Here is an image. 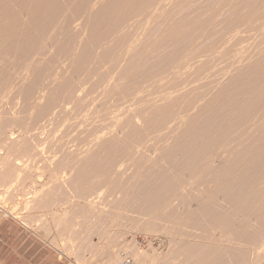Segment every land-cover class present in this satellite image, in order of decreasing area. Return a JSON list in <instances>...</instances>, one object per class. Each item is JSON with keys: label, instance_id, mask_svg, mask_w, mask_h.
<instances>
[{"label": "rangeland", "instance_id": "374dc122", "mask_svg": "<svg viewBox=\"0 0 264 264\" xmlns=\"http://www.w3.org/2000/svg\"><path fill=\"white\" fill-rule=\"evenodd\" d=\"M74 1L73 4L71 3L72 5L66 4L67 0L66 3L63 0L58 1L59 8L64 7L63 9L60 8L62 11L60 9L58 11H64L62 14L66 13L68 15L71 10V14L74 15L75 12L70 7H76L80 4V7L81 5L87 6V9L83 7L86 11L90 7V2H86L87 0ZM116 1L99 0L94 6L90 7L92 10L89 8L88 13L83 10L87 14L84 12L79 14V11H82L83 8L78 6L76 7V10L78 9L76 16L79 17L74 20L72 15L70 16L72 19L69 21L64 20L63 15L57 17L61 13H58V11V14L54 13L55 9H58L56 4L52 14L53 18L57 17L56 20L58 19L57 25L61 23L59 24L61 26H58L59 28L56 27L57 31L53 27L56 25L55 22L49 25L53 20L51 19L52 14H49L52 11L42 12V15L45 13L46 17L43 15L45 18H42V20L39 19L41 15L38 17L37 20H40L38 24L40 25L36 22L34 31L30 29L33 32L30 30L28 33L20 31L24 34H19L20 36L18 35L19 37L16 40L18 48L24 46L26 47L25 50L28 48V52L32 50L31 53L34 54L32 40L36 37L37 40L39 37L41 39V36L44 34L47 36L48 34L49 37H46V42L43 40L45 36L41 40L46 43L45 48L43 49L39 45L41 43L39 42L40 39L39 41L36 40L38 45L34 42V48L36 52L40 53L35 52L37 56L34 54L36 56L34 57L30 52V54L26 51L24 53V50H20V48L18 50L17 47L13 48L15 47L13 46L12 49L15 50L13 52H17L15 54L20 53L22 55L24 53L25 56L19 57V54L14 55V57L10 48V51H8L12 53L7 52L6 58L0 61V69L2 68L1 70L4 72L3 76L6 69L2 66H9L8 62L11 65L15 62L13 64L14 68L18 66L17 63H22L24 60L25 62L29 60L26 64L29 63L30 65V69H25H29V71L24 70L23 64L25 63L19 64V69L16 68L15 71L12 70L13 66L10 65L11 68L6 66L8 72L13 71L14 75L6 72L4 78L8 77L7 81L14 80L9 82L13 83L12 86L10 85L11 87H7L9 89L3 90V87L6 88V86H2L1 90L4 93L0 91V98H3L0 103V118L5 128V130L2 128V131L6 133L2 132V136L0 134L4 138L3 140L0 137V143H3L0 145V158H7L14 166L13 170L15 168L14 172L16 173V175L14 173L9 177L11 180L8 178L11 187L7 185L8 181L0 183V221H2L0 225V264H105L108 261L102 263L101 257L108 247L113 248L112 260L109 262L115 259L116 252L119 249H128L134 257L137 256L136 258L141 264H143V253L149 256L147 263L150 264H167L165 262H169V264H198L192 258H189L187 254H184L185 250H183L185 243L192 239V237L190 239V235H198L200 232L196 230V234H194L189 226L191 219L187 212L190 209L189 206H191L189 204L190 188L187 186L188 182L186 183L189 165L199 166L200 164L195 161L199 162L200 159L205 157L209 147L210 150L214 149L213 152H218L215 150L217 147L221 151L224 142L225 144L230 142V145L225 146L232 147L236 136L244 133V137L248 141H255L254 144L256 147L258 146L256 150L258 152L254 155V158L258 157L259 159L260 156L261 158L257 162H262L255 165L257 168L262 165V168L259 167L255 171L257 168L254 166L255 169L251 171V174L264 169V123L262 125L256 123L260 118H264V0H167L166 2L164 0V5L161 3L163 9L157 3L156 6L159 10L151 8L156 7L155 4H151L153 6L150 5L151 7L144 9H148L147 12L149 10L153 12L154 17L150 12L146 13L144 11L139 15L140 17L138 16L139 20L143 13L150 14L152 18L144 14L142 20L149 19L144 23L142 20L137 23L138 18L133 17V20H129L131 23L128 21L130 24L125 22V27L122 22L125 20L124 16L130 11L126 4L127 6L130 5L131 8L137 4L138 8L139 2L137 0H127L124 11L127 9L129 11L124 12L125 14L121 19L123 21L119 22L120 26L111 27L106 16L104 15L105 18H102L98 13H101V9L105 7L103 11H106L107 5H111L113 2L117 5ZM115 3H113V6H115ZM115 8L112 9L117 12V8ZM133 9L129 12L131 15L139 11L134 9V13ZM109 10L111 13H115L111 9ZM115 15L116 13L113 14V16ZM129 15H126L125 18L130 17ZM145 16L147 17L144 18ZM26 17L22 18H25L24 22L27 24L29 18ZM100 17L104 21L106 20V24L108 23L111 28V37L108 35L109 27L99 19ZM44 20H46V23ZM59 20L64 22H59ZM70 21L73 22L71 25ZM100 22L101 24H98ZM47 24L54 30L50 29L52 30L49 32L50 34L47 32L50 28L46 26ZM139 24L144 26L142 25V27ZM124 28H127L126 32L123 31ZM24 29L23 27L22 30ZM35 29H38V31ZM45 30L46 33H44ZM114 32L117 34H114ZM124 33L129 34L131 38L135 37V41L128 38L124 39L128 36ZM105 36H108V39ZM23 38L26 41L23 42ZM109 38L112 39L109 40ZM104 39L107 41L105 42ZM127 39L129 42H127ZM21 40L23 44L20 43ZM92 40H96V42ZM43 42L41 45L44 44ZM70 42L73 44L71 45ZM24 43L27 45L25 46ZM103 43L105 44L103 45ZM118 43L119 45H116ZM75 45L77 46L75 47ZM72 46H74V49ZM29 47H32V49H29ZM86 47L88 51L91 50L90 52H92H88V57L89 55L91 57L92 54L96 55L93 56L95 57V63L90 58L93 64L86 57L87 54L84 53L87 51ZM112 49L115 51H111ZM71 51L72 53L69 54ZM125 51H127V54ZM56 54H59V57ZM104 54L106 57H104ZM98 55H100L101 60L103 59L101 62L97 58ZM192 55L196 57L192 58ZM82 56L89 59L87 60L89 64L85 63L86 59L84 63L80 60ZM121 56L124 58L120 59ZM185 56L183 62L188 61V63L185 67L183 64L184 68L179 64L184 72H174L176 61L181 58L179 62H182ZM17 57L20 62L16 63L18 61ZM55 57L59 59L56 61ZM40 58L43 60L41 61ZM175 59L177 60L175 61ZM186 59L188 60L186 61ZM30 60L35 63V66L36 63L38 65L35 67ZM82 60H84V57ZM55 61L57 65H55ZM79 61L84 65H89L88 67L90 65L95 67L94 64L98 63L99 65L96 66H100V68L95 70L99 73L92 74L90 72L86 74L83 70L84 66L81 70L82 73H78L81 74L80 77L77 74L80 69L77 70V67L83 65ZM107 62H109V66L106 64ZM191 63L195 69L191 66ZM165 66L172 67V73H174L170 74L169 71L171 70ZM75 67L76 69H73ZM88 67L85 68L86 71ZM181 67L178 68L181 70ZM162 68L169 71H163ZM9 69L12 71H9ZM17 69L21 72L20 75H17L19 74L16 71ZM92 69L94 70V68ZM73 70L77 71L76 74L72 73ZM16 72L18 77L15 78ZM163 72L166 74L164 73V75ZM185 73L187 76L189 73L192 75L187 77ZM0 74L2 75L1 71ZM90 75L93 78H90ZM103 75L107 79L106 81H102V79L105 80L102 78ZM161 75L162 78H159ZM166 75L172 76L167 77ZM9 78H12V80H9ZM174 78L180 80L181 83ZM90 79L92 80L89 81ZM155 80L157 84H155ZM166 81L168 82L166 83ZM187 81L190 82L187 83ZM66 82L70 84V88L71 84L74 86L72 87L73 90L67 89L69 86L65 84ZM78 82L80 85L77 84ZM183 82L185 85H182ZM14 83H17V86ZM74 83H76V86ZM93 83H96V86ZM173 83H176V86ZM44 85L50 91L45 90ZM29 86H34L36 90L34 88L32 90ZM66 86L68 87L66 88ZM93 86L97 88L95 89ZM160 86L163 88L169 87L168 90H165ZM26 87L27 89L29 87L31 92L34 91L33 95L29 94L31 93L29 90V93H27ZM63 87L70 93L74 92L75 89V94H69L72 97L74 96V99H70L71 96L67 98L68 92ZM148 87L150 90H148ZM178 87L179 89H177ZM10 88H14L15 91L12 92L13 89L10 90ZM61 88L64 92L60 91ZM142 88L145 90L143 91ZM153 88L155 91H153ZM8 90L11 92H7ZM55 90L59 91L57 95ZM127 90L129 91L127 92ZM25 91L27 95L24 94ZM35 92H37L36 95L39 93L40 96L44 95L42 98L40 97L41 100H39V95L37 96L39 99L34 95ZM54 93L56 98L55 95H52ZM59 93H64L65 96ZM164 94L165 96H163ZM30 95L35 96V98L30 97ZM57 96L62 97L61 100L66 97L67 106L64 101L65 98L62 103ZM75 96L77 97L75 98ZM137 97L140 98L137 99ZM24 98L25 103L28 101L30 104L29 108L27 106L28 109L25 103L22 102ZM29 101H35V103ZM53 101H57V105ZM52 102L55 105H52ZM47 106L51 108V111ZM51 106L54 110L57 108L54 114H52L53 108ZM79 111L83 113H79ZM41 112L43 115H41ZM48 116H51V118L48 119ZM105 117L107 119L104 120ZM220 140L223 143L222 145H220ZM232 140L234 141L232 142ZM206 146L207 148H205ZM25 148L28 152L24 150ZM210 153L212 152L210 151ZM258 154L259 156H257ZM232 159L235 162L234 157ZM258 159L256 158V160ZM229 160V167L231 168L234 163H231V159ZM66 162L67 165H65ZM22 168L24 174L20 176ZM244 169L247 168L244 167ZM241 175L250 178L247 176H250L248 173ZM237 177H239L238 174ZM242 181L238 182L237 187L230 186V189L235 188L234 190L238 192H244L247 181ZM249 181L250 179L248 183ZM75 182L77 183L75 184ZM83 185L86 188L82 190ZM213 185L210 184L209 186V189L212 188L211 192L216 189V185L214 188ZM217 187L221 191V185H217ZM254 189L251 191L257 192L259 190L260 196L252 192L251 195L249 192L248 194L251 196L246 194V201L243 199L239 204L243 207L237 206L236 209L233 208L234 206H227L228 202L225 204L223 199L224 201L221 200V203H223L221 206L223 207L220 208V206L213 204L215 202L213 199L214 202L212 200L213 203L210 204V202V206L204 207L203 211H200L202 209L197 210L200 212L198 215L195 214L194 221L198 226L210 221L211 223L222 222L225 228L222 229L223 226L220 224L222 232L226 230V235L229 233V236H231V238L228 237L230 240L226 236L225 242L222 238V250L213 255L211 264L264 263V249L262 248L264 246V217L262 218L264 216L262 213L264 211V204L262 206L264 193L262 194L259 188ZM84 190L85 192H83ZM228 190L229 186L226 192ZM209 192L210 190L206 191L208 195ZM245 192L248 191L245 190ZM78 193H82V197L85 196L84 194L86 196L82 198L81 195H77ZM208 195H205L206 199L212 196ZM224 195H227V193ZM231 196L226 197L232 200L235 195L232 194ZM86 199H91L92 201L89 200L91 204ZM227 199L226 201H230ZM259 201H262V203L260 204ZM216 202L220 205L219 201L216 200ZM82 206L83 211L79 209ZM213 206L217 207L214 208ZM87 207L90 209L88 210ZM230 207L235 211L233 212ZM222 208H227L226 211L231 210L232 212H226L227 218L225 219H216L219 210L222 211ZM257 208L258 210H256ZM78 209L80 212L82 211V214L84 212L87 215L82 217V215H79ZM216 209L217 211H215ZM73 210L74 212H72ZM250 210L253 211L252 213L255 210L257 211L254 213L257 217L256 220L253 219L256 217L250 213ZM258 211H261L262 214ZM249 214L253 215H251L252 218ZM258 214L260 215L258 216ZM244 215L250 216L251 219L248 217L247 219ZM187 220H189L188 224ZM259 239L263 244H261V247ZM234 240L237 242H233ZM256 244L262 250L256 248L258 250L255 251ZM251 249L252 251H250ZM253 250L255 253H253ZM137 252H139L138 254L143 253L140 256L136 255ZM253 254L258 259H256L257 261L253 258L254 256L252 257ZM258 255L260 258H258Z\"/></svg>", "mask_w": 264, "mask_h": 264}, {"label": "bare ground", "instance_id": "6f19581e", "mask_svg": "<svg viewBox=\"0 0 264 264\" xmlns=\"http://www.w3.org/2000/svg\"><path fill=\"white\" fill-rule=\"evenodd\" d=\"M58 1H60V0H0V61L2 60L3 61V59H5L6 57V55H7V52H9L10 50V48L12 49V47L13 46H15V47H13V48H16L17 46H16V44H17V42H16V40L18 39V37L22 34V32H20V31H24V32H27L28 33V31L30 30V29H32L33 31H34V28H35V26H36V22H37V24L39 23L38 21H40V20H37L38 19V17L41 15V17H39V19H41L42 20V18L44 19L45 17H46V15H44L45 13H48L49 11H52V12H49V14L51 13H53L54 12V8H55V6H56V4H57V10L55 9V12L54 13H57V11L62 7H60L59 8V4H58ZM65 3H66V0H63ZM83 1H85V0H83ZM97 1H99V0H97ZM96 0H87L86 2H90V7L93 5H95V3L97 2ZM116 1V0H115ZM137 1H139L138 2V8H137V4L136 5H133V7L135 6V8L134 9H137V10H139V11H141V10H143V11H141L140 13H139V11L138 12H136L135 13V10L133 9V7L131 8L130 7V5H128L127 6V0H119V1H116L117 2V5H116V3L115 2H113V3H115L114 5L115 6H113V3L111 4V5H107V10L106 11H103L105 8H102L101 10L103 11H101V13L99 12L98 14L103 18H105V16H106V19H107V21L109 22V25L111 26V27H115L116 25L117 26H120V23H121V21H123V20H121L122 18H123V16H124V14L125 13H127V11H131V9H133V12L136 14H133L132 13V15L128 12V14H126V15H129L130 17H128L127 16V18H129L128 20H127V18H125L126 17V15L124 16V19L125 20H127V21H123L122 22V24H123V26H125L126 27V23L127 24H130L131 22V20L130 19H132L133 17L134 18H138V16L142 13V12H144V11H146V13H148V12H150V10L147 12V10H144L145 8H149V6L151 5V4H155V6H156V3H157V5L158 6H161L162 4L161 3H163L164 2V0H141V2H140V0H137ZM167 0H165V2H166ZM75 1L74 0H67V3L66 4H68V5H70L71 3L73 4ZM78 2V1H77ZM111 2V1H110ZM153 2H155V3H153ZM164 2V3H165ZM79 3V2H78ZM80 3H82L81 1H80ZM164 3H163V5H164ZM64 4V3H63ZM62 4V5H63ZM71 4V5H72ZM84 4V3H83ZM88 4V3H87ZM125 4H126V7H128V9L127 10H125L124 11V9H126V7H125ZM75 5V4H74ZM85 5V4H84ZM162 5V6H163ZM66 6V5H65ZM76 6V5H75ZM80 7V4L79 5H77L76 7ZM109 6H111L112 8H114V7H116L115 9L117 10V12L116 11H114L111 7L109 8ZM151 6H153V5H151ZM150 6V7H151ZM162 6H161V8H162ZM69 7V6H68ZM74 7V6H73ZM70 7L72 10H73V12H75L74 13V15L73 14H71V10H70V8H68L69 10H70V12H69V14L67 15L66 13H64V15L62 14L63 12H59L58 11V13H61V14H59V15H57V17H59L60 15H63L62 16V18L64 17V20L66 19V21L68 20H70V19H72V18H70V16H72L73 15V19L75 20L76 19V11H77V13H78V9L76 10V7ZM81 7L83 8L84 6L83 5H81ZM80 7V8H81ZM90 7H88V10H89V8ZM130 7V8H129ZM64 7H62V9H63ZM66 8H67V6H66ZM65 8V9H66ZM84 8H86L87 9V6L86 7H84ZM82 9V11H79V14H80V12L82 13V12H84L83 10H85V9ZM151 8H153V9H155V8H157L158 9V7L156 6V7H151ZM160 8V7H159ZM164 8V7H163ZM162 8V9H163ZM68 9H67V11H68ZM91 10H92V8H90ZM109 9H111L112 11H114L115 13H116V15L115 16H113V14H115V13H111V11L109 10ZM162 9H160V10H162ZM75 10V11H74ZM86 11L87 13L89 12V11ZM136 10V11H137ZM159 10V9H158ZM62 11V10H61ZM66 11V12H67ZM153 11V10H152ZM156 10H154V12H155ZM42 12H45L43 15L45 16H43L42 15ZM86 12H84V13H86ZM105 12V14H103L102 15V13H104ZM125 12V13H124ZM157 13H158V11H156ZM57 13V14H58ZM83 13V14H84ZM86 13V14H87ZM117 13H119V14H117ZM137 13H139L138 15H137ZM151 13V15H152V13L153 12H150ZM145 13H143L141 16V18H140V20H142L143 19V15H144ZM154 14V13H153ZM56 15V14H55ZM66 15L68 16L67 18H66ZM105 15V16H104ZM145 15H147L149 18H152V16L150 15V14H145ZM26 17V16H28V18L30 19H28L27 20V24L24 22V20H25V18L23 19L22 17ZM75 16V17H74ZM136 16V17H135ZM147 16H145L144 18H146ZM49 17H50V15H49ZM54 17H56V16H54ZM56 17V18H57ZM79 17V16H78ZM77 17V18H78ZM99 18V19H101L103 22H104V24H106V20L104 21V19H102V18ZM140 17V16H139ZM154 17V16H153ZM27 18V17H26ZM48 18V17H47ZM56 18H53V14H52V18L51 19H55L54 21L53 20H51L50 22L51 23H49V25L50 24H53L54 22H55V24L57 25V20H56ZM61 18V17H60ZM148 18V19H149ZM50 19V18H49ZM49 19H48V21H49ZM148 19H144V20H142L143 21V23L146 21V20H148ZM47 20V19H46ZM46 20H44L45 21V23H46ZM63 20V19H62ZM61 20V21H62ZM77 20V19H76ZM101 20H99V21H101ZM130 20V21H129ZM133 20V19H132ZM136 20V19H135ZM138 20H139V18H138ZM140 20L139 21H136L137 23H139L140 22ZM44 21H43V23H44ZM60 20H59V22H61ZM73 21V20H72ZM72 21H70L69 23H70V25H71V23H73ZM101 21V22H102ZM130 23H129V22ZM150 21V20H149ZM149 21H147V22H149ZM62 22H64V21H62ZM75 22V21H74ZM78 22V21H77ZM97 22V21H96ZM101 22L100 23H98V24H101ZM102 22V23H103ZM120 22V23H119ZM126 22V23H125ZM135 22V21H134ZM44 23V24H45ZM68 23V22H67ZM68 23V24H69ZM94 23H95V21H94ZM118 23H119V25H118ZM137 23H136V25H137ZM43 24V25H44ZM59 24H61V23H59ZM55 25V26H53V27H55L54 29L56 30V27H60L61 25ZM64 24V23H63ZM141 24V23H140ZM139 24V25H140ZM148 24V23H147ZM38 25H40V24H38ZM37 25V26H38ZM48 24L46 25V26H48V27H50ZM66 25V24H65ZM76 25V24H75ZM107 26H108V23L106 24ZM135 25V26H136ZM143 25V24H142ZM142 25H140V26H142ZM145 25H146V23H145ZM45 26V27H46ZM52 26V25H51ZM64 26V25H63ZM107 26H105L106 28H107ZM127 26H129V25H127ZM144 26V25H143ZM142 26V27H143ZM23 27L25 28L24 30H22L23 29ZM33 27V28H32ZM40 27V26H39ZM47 27V28H48ZM58 27V28H59ZM109 27V26H108ZM130 27H131V25H130ZM130 27H128V28H130ZM137 27V26H136ZM42 28V27H41ZM47 28H45V29H47ZM62 28V27H61ZM65 28V27H64ZM63 28V29H64ZM68 27L66 26V29H67ZM50 29H52L51 27L49 28V30L47 31L48 33L49 32H51L52 30H50ZM69 29H70V27H69ZM68 29V30H69ZM96 29V28H95ZM109 30V32L108 31H106V32H108L107 34L108 35H110V32L112 31L111 30V28L109 27L108 28ZM127 29V28H126ZM125 28H124V32H126L125 30H126ZM32 30H30V31H32ZM35 30H37L38 31V29H35ZM44 30V29H43ZM42 30V31H43ZM139 30V29H138ZM32 31V32H33ZM41 31V30H40ZM39 31V32H40ZM54 31V30H53ZM57 31V30H56ZM55 31V32H56ZM119 31H121V30H119ZM123 31H121L122 33H123ZM128 31V30H127ZM61 32V31H60ZM130 32V31H129ZM26 33V34H27ZM44 33H46V30H45V32ZM61 33H63V32H61ZM113 33V32H112ZM118 33H120V32H118ZM128 33V32H127ZM20 34V35H19ZM24 34V33H23ZM22 34V35H23ZM26 34H25V36H26ZM32 34V33H31ZM39 34V33H38ZM41 34V33H40ZM50 34V33H49ZM60 34V33H59ZM73 34V33H72ZM106 34V33H105ZM114 34H117V33H115L114 32ZM125 34V33H124ZM19 35V36H18ZM37 35V34H36ZM52 35H53V33H52ZM51 35V36H52ZM55 35V34H54ZM69 35V34H68ZM121 35H123V34H121ZM125 35H128L127 37H124V39H126V38H128V39H133V41H135L134 40V38L135 37H133V38H131V37H129L130 35L129 34H125ZM134 35V34H133ZM27 36H28V34H27ZM40 36V35H39ZM45 36V37H44ZM47 36H48V34H47ZM46 34H44L43 36H41L42 38H43V40L45 41L46 40ZM50 36V37H51ZM57 36H58V33H57ZM56 36V37H57ZM78 36V35H77ZM118 36V35H117ZM22 37V36H21ZM49 37V36H48ZM53 37V36H52ZM106 37V36H105ZM108 37V36H107ZM106 37V39H108ZM109 37H111V35L109 36ZM114 37V36H113ZM26 39H27V37H25ZM42 38L40 39V37H39V39H40V41H39V39L37 40V37H36V39H33L32 40V42H33V45L30 43V45H32V46H34L35 47V45H34V42L36 43V40L37 41H39V42H41V43H39V45L44 49L45 48V44L46 43H44L43 41H41L42 40ZM55 38V37H54ZM60 38V37H59ZM96 38V37H95ZM94 38V39H95ZM115 38H117V37H115ZM24 39V38H23ZM26 39H24L23 40V42L24 41H26ZM48 40H49V38H47ZM69 39V38H68ZM73 39V38H72ZM100 39V38H99ZM106 39H104L105 40V42L107 41ZM110 39H112V38H109V40ZM119 39V38H118ZM123 39V40H124ZM127 39V42H129V40ZM28 40V39H27ZM57 40V39H56ZM97 40V39H96ZM96 40L94 41V40H92V41H94V42H96ZM47 41V40H46ZM45 41V42H46ZM52 41V40H51ZM68 41V40H67ZM76 41V40H75ZM74 41V42H75ZM92 41H91V43H92ZM99 41V40H98ZM14 42H16V43H14ZM42 42L44 43L43 45H41L42 44ZM93 42V43H94ZM102 42V41H101ZM109 42V41H108ZM125 42H126V40H125ZM124 42V43H125ZM130 42H131V40H130ZM20 43H22V40H21V42ZM28 43V42H27ZM51 43V42H50ZM71 43V42H70ZM117 43V42H116ZM121 43V42H120ZM23 44V43H22ZM25 44V43H24ZM37 44V43H36ZM48 44V43H47ZM73 43H71V45H72ZM105 43H103V45H104ZM132 44V43H131ZM130 44V45H131ZM18 45V44H17ZM27 44H25V46H26ZM38 45V44H37ZM36 45V46H37ZM90 45V44H89ZM94 45H96V43H94ZM94 45H92L91 44V46H93L94 47ZM98 45V44H97ZM102 45V46H103ZM116 45H119V43L118 44H116ZM122 45H124V44H122ZM121 45V46H122ZM127 45H129V44H127ZM19 46H20V44H19ZM22 46V45H21ZM29 46V45H28ZM40 46H38V48H40ZM47 46V45H46ZM77 45H75V47H76ZM86 46V45H85ZM120 46V47H121ZM33 47V49L35 50V48ZM51 47V46H50ZM68 47V46H67ZM74 46H72V48H73ZM98 47V46H97ZM96 47V48H97ZM117 47V46H116ZM124 47H125V45H124ZM127 47V46H126ZM18 48V47H17ZM20 48V47H19ZM19 48H18V50H19ZM22 48H24V49H22ZM22 48H20V50H24V53H25V51L26 52H28V48L25 50V48L26 47H24V46H22ZM37 48V49H38ZM47 48H49V47H47ZM47 48H46V51H47ZM63 48V47H62ZM65 48V47H64ZM63 48V49H64ZM70 48V47H69ZM85 48V47H84ZM89 48V47H88ZM128 48V47H127ZM29 49H32V47H29ZM43 49H42V51H43ZM61 49V48H60ZM71 49V48H70ZM74 49V48H73ZM144 49H146V48H144ZM9 50V51H8ZM13 50L14 49H12V52H13ZM17 50V51H18ZM33 50V53L35 54V52H36V50L34 51ZM41 50V49H40ZM40 50H38V51H40ZM72 50V49H71ZM78 50V49H77ZM86 50H87V47H86ZM85 50V51H86ZM115 50H117L116 48H115ZM115 50H111V51H115ZM122 50H124V49H122ZM127 50V49H126ZM15 51V50H14ZM45 51V50H44ZM91 50H87L86 52H84L85 54H87V56L86 57H88V52H90ZM128 51V50H127ZM127 51H125V53L127 54ZM11 52V53H12ZM19 52V51H18ZM20 52H23V51H20ZM30 53L32 52V50L31 51H29ZM28 52V53H29ZM58 52H59V50H58ZM73 52H74V50H73ZM77 52V51H76ZM75 52V53H76ZM82 52H83V50H82ZM109 52V51H108ZM10 53V52H9ZM10 53V54H11ZM15 53H17V52H15ZM14 52H13V56L15 55V56H17V55H19V54H15ZM23 53V54H24ZM29 53V54H30ZM36 53H40V52H36ZM48 53V52H47ZM72 53V51L69 53V54H71ZM90 53H92V52H90ZM94 53V52H93ZM22 54V55H23ZM28 54V55H29ZM32 54V53H31ZM32 54L34 57H36L37 56V54ZM62 54V53H61ZM77 54V53H76ZM83 54V53H82ZM105 54H107V52H105ZM105 54H104V57H106L105 56ZM120 54H121V52H120ZM120 54H119V56H120ZM135 54V53H134ZM9 55V54H8ZM21 54L19 55V57L20 56H22ZM40 55V54H39ZM46 55V54H45ZM56 55H58V57H59V54H56ZM55 55V56H56ZM64 55V54H63ZM73 55V54H72ZM191 55V54H190ZM14 56V57H15ZM23 56H25V55H23ZM29 56H31V55H29ZM42 56V55H41ZM74 56V55H73ZM93 56H96V55H93L92 54V56L90 57V55H89V59L91 58L92 60H94V62L93 63H95V57H93ZM99 57H97L98 58V60L101 62L102 60H101V58H100V55H98ZM123 56H125V55H123ZM184 56V55H183ZM193 57L192 58H194V56L195 55H192ZM13 57V58H14ZM40 57V56H39ZM44 57H46V56H44ZM72 57V56H71ZM83 57H84V60H82L83 59ZM86 57L85 56H82V59H80L81 61H83V63L85 62V59H86ZM189 57V56H188ZM196 57V56H195ZM12 58V57H11ZM25 58V57H24ZM27 58V57H26ZM30 58V57H29ZM31 58H32V56H31ZM30 58V59H31ZM41 58H43V57H41ZM40 58V59H41ZM63 58H64V56H63ZM66 58H68V57H66ZM73 58H75V57H73ZM94 58V59H93ZM96 58V59H97ZM100 58V59H99ZM103 58V57H102ZM122 58V56L120 57V59ZM124 58V57H123ZM122 58V59H123ZM183 58V57H182ZM185 58H186V56L183 58V60H182V62H179L180 61V59L181 58H179L178 60L177 59H175V61L177 62V64H175V63H173V64H175L174 65V67H176L177 68V70H176V68L175 69H173L174 70V72H181V71H183L182 70V67H183V64H184V67H185V65H186V63H188V59H186V63H184L183 61L185 60ZM8 59V58H7ZM14 59H16V58H14ZM17 59H18V57H17ZM44 59V58H43ZM43 59H41V61L43 60ZM55 59H56V57H55ZM57 59H59V58H57ZM57 59H56V61H57ZM89 59H86V62L85 63H88L89 61H91V59L89 60ZM32 60H36V59H32ZM32 60H30V62H31V64H32ZM61 60V59H60ZM60 60H58V61H60ZM74 60V59H73ZM79 60V59H78ZM87 60H89V61H87ZM97 60V62H99ZM108 60V59H107ZM191 61H192V59H190ZM190 60H189V62H190ZM7 61V60H6ZM22 61V60H21ZM40 61V62H41ZM50 61H51V59H50ZM53 61V60H52ZM55 61V62H56ZM64 61V60H63ZM14 62V61H13ZM17 62H20L19 61V59H18V61H16V63ZM26 62H29V60L28 61H26ZM26 62H25V60L22 62V63H25V64H23V67H24V70L26 69V68H29L30 67V65H29V63H28V65L26 64ZM37 62V61H36ZM54 62V63H55ZM65 62H66V59H65ZM65 62H63V63H65ZM70 62V61H69ZM71 62H73V61H71ZM99 62V63H100ZM15 63V62H14ZM13 63V64H14ZM22 63H17L18 64V66L16 67V68H18L20 65L19 64H22ZM53 63V62H52ZM74 63V62H73ZM79 63H81L80 61H79ZM79 63H78V65H79ZM83 63H81L83 66L81 67V65L80 66H78L77 67V70H79V71H81L83 68H84V66H85V68H87L89 65H84ZM91 63H92V61H91ZM90 63V64H91ZM92 63V64H93ZM108 63L109 62H107L106 64L108 65ZM192 63H194L193 61H192ZM192 63H191V66H192ZM8 64H10L11 65V63L10 62H8ZM11 65V67H12V70L13 71H15V69L16 68H14V65ZM33 64H34V66H35V63L33 62ZM37 65H38V63H36ZM66 64V63H65ZM89 64V63H88ZM98 64V63H97ZM97 64H94V66L95 67H97V68H95V67H91V65H90V67H88V69H87V71L85 70V68L83 69L84 70V73L86 72V74L88 73H92V74H94V73H96V74H98L96 71L100 68V66H96ZM102 64V63H101ZM105 64V63H104ZM170 64V63H169ZM173 64H171V66H173ZM182 65V67L180 66V65ZM10 65L8 66V65H6V66H8V68H11L10 67ZM16 65V64H15ZM36 65V66H37ZM55 65H57V62H56V64ZM67 65H69L68 63H67ZM66 65V66H67ZM71 65L73 66V64L71 63ZM70 65V66H71ZM75 65V64H74ZM99 65V64H98ZM178 65V66H177ZM6 66H2V67H4L3 69L5 70V74H6V72L7 73H9V74H12L13 73V71L11 70V69H9V71H12L11 73L10 72H8V69L6 68ZM35 66V67H36ZM59 66V65H58ZM63 66V65H62ZM65 66V65H64ZM72 66H71V69H72ZM77 66V65H76ZM87 66V67H86ZM109 66V65H108ZM168 66V65H167ZM195 66V65H194ZM21 67H22V65H21ZM20 67V68H21ZM61 67V66H60ZM68 67V66H67ZM74 67V66H73ZM81 67V68H80ZM166 67V66H165ZM181 67V70L179 69V68ZM183 67V68H184ZM193 67V66H192ZM92 69V68H94V70L93 71H95V72H93L92 70H89V69ZM104 68H106V67H104ZM166 68H168V67H166ZM172 67H169L168 69H170L171 71H169L168 69V71L170 72V74L172 73V69H171ZM194 68V67H193ZM2 69V68H1ZM0 69V71H1V73H2V75L0 74V91H2L1 89H2V86H6V88H4L3 87V90L4 89H9V88H7V87H11L12 85L11 84H13V83H9V82H13V80H12V78H9V80L11 79L12 81H7V78H4V76H5V74H4V76H3V73L4 72H2V70ZM19 69V68H18ZM18 69L16 70L19 74H17V72L15 73V78H16V76L17 75H20V73L21 72H19L18 71ZM23 69V68H22ZM21 69V70H22ZM30 69V68H29ZM29 69H27V70H25V71H29ZM57 69V68H56ZM70 69V70H71ZM73 69H76V67L75 68H73ZM95 69H97V70H95ZM107 69V68H106ZM179 69V70H178ZM188 69H189V67H188ZM195 69V68H194ZM3 70V71H4ZM20 70V71H21ZM66 70V69H65ZM64 70V71H65ZM88 70H89V72H88ZM108 70V69H107ZM106 70V71H107ZM161 70H165V71H167L166 69H161ZM160 70V71H161ZM191 70H192V68H191ZM190 70V71H191ZM24 71V72H25ZM62 71V70H61ZM77 72L76 70H73L72 71V73H75V72H77V74L78 73H82V71L81 72ZM187 71V70H186ZM193 71V70H192ZM23 72V71H22ZM32 72V71H31ZM56 72V71H55ZM67 72H69V71H67ZM109 72V71H108ZM162 72V71H161ZM173 72V73H174ZM184 72V71H183ZM54 73V72H53ZM57 73V72H56ZM64 73V72H63ZM72 73H71V75H72ZM103 73V72H102ZM159 73V72H158ZM165 72H163V74H164ZM172 73V74H173ZM8 74V75H9ZM17 74V75H16ZM23 74V73H22ZM21 74V75H22ZM76 74V73H75ZM86 74H84V75H86ZM101 74V73H100ZM160 74H162V73H160ZM166 74V73H165ZM164 74V75H165ZM168 74V73H167ZM175 74H177V73H175ZM179 74V73H178ZM186 74V73H185ZM13 75H14V73H13ZM13 75H11V76H13ZM25 75V74H24ZM28 75V74H27ZM63 75V74H62ZM79 75V74H78ZM163 75V76H164ZM180 75V74H179ZM192 74H188V76H187V74H186V76L187 77H189V76H191ZM66 76V75H65ZM80 77H81V74L79 75ZM86 76H88V75H86ZM96 76V75H95ZM104 76V75H103ZM102 76V78H104L105 79V76H106V73H105V76L103 77ZM157 77H158V75H156ZM167 76V75H166ZM169 76V75H168ZM167 76V77H168ZM172 75H170L169 77H171ZM18 77V76H17ZM72 77V76H71ZM92 77V75H90V78ZM156 77V78H157ZM48 78V77H47ZM52 78V77H51ZM54 78V77H53ZM75 78H77V77H75ZM85 78V77H84ZM83 78V79H84ZM93 78V77H92ZM107 78V77H106ZM159 78H162V75L159 77ZM173 78V77H172ZM178 78V77H177ZM65 79V78H64ZM69 79H70V77H69ZM79 79V78H78ZM77 79V81H79ZM171 79V78H170ZM175 79V78H174ZM173 79V80H174ZM180 79H183V78H180ZM22 80H24V79H22ZM65 80H67V79H65ZM73 80V79H72ZM92 79H90L89 81H91ZM107 79H105V80H103L102 79V81H106ZM161 80H163V79H161ZM176 81H178V79H175ZM175 80H174V82H175ZM184 80V79H183ZM186 80H188V79H186ZM190 80V79H189ZM76 81V80H75ZM74 81V82H75ZM160 81V80H159ZM163 81H165V80H163ZM180 81V80H179ZM178 81V82H179ZM16 82V81H15ZM50 82V81H49ZM58 82V81H57ZM68 82V81H67ZM67 82L65 83V84H67ZM85 82H87V81H85ZM101 82V81H100ZM99 82V83H100ZM155 82H156V80H155ZM161 82V81H160ZM159 82V83H160ZM168 81H166V83H167ZM178 82H176V83H178ZM188 82H190V81H187V83ZM191 82H192V80H191ZM9 83V84H8ZM42 83V82H41ZM55 83H56V81H55ZM59 83V82H58ZM84 83V82H83ZM105 83V82H104ZM175 83V84H176ZM180 83H181V81H180ZM184 83V82H183ZM17 84V83H16ZM15 83H14V85H16ZM44 84V83H43ZM57 84V83H56ZM75 84V86H76V83H74ZM77 84H79V82L77 83ZM96 83H93V85H95ZM155 84H157V82L155 83ZM161 84V83H160ZM163 84V83H162ZM174 84V83H173ZM173 84H171V86H173ZM174 84V85H175ZM8 85V86H7ZM11 85V86H10ZM51 85V84H50ZM55 85V84H54ZM62 85V83L60 84V86ZM68 86H66V88L67 89H69V90H73L72 89V87H74L72 84H71V88H70V84H67ZM80 85V84H79ZM86 85V84H85ZM84 85V86H85ZM102 85H104V84H102ZM182 85H185V83L184 84H182ZM187 85V84H186ZM17 86V85H16ZM41 86H42V84H41ZM78 86V85H77ZM96 86V85H95ZM95 86H93L94 88H95ZM99 86H101V85H99ZM163 86V85H162ZM170 86V85H169ZM169 86H167V87H164L165 88V90L169 87ZM176 86V85H175ZM181 86V85H180ZM29 87H31V86H29ZM28 87V89H27V87H26V90H27V93H29V92H31L30 90V88ZM43 87V86H42ZM44 87H45V85H44ZM64 87H65V85H64ZM63 87V88H64ZM92 87V86H91ZM126 87V86H125ZM155 87H157V86H155ZM161 87V86H160ZM182 87V86H181ZM187 87V86H186ZM32 88V90H33V88H34V86L33 87H31ZM46 88V87H45ZM63 88H61V90L60 91H62V89ZM66 88H64V90H67ZM78 88V87H77ZM97 88V87H96ZM95 88V89H96ZM123 88V87H122ZM127 88V87H126ZM161 88H163V87H161ZM163 88V89H164ZM171 88V87H170ZM11 89H13L12 90V92L13 91H15L14 90V88H10V90ZM30 89V90H29ZM79 89V88H78ZM81 89V88H80ZM127 89H129V88H127ZM143 89V88H142ZM141 89V90H142ZM156 89V88H155ZM174 89H176V88H174ZM177 89H179V87L177 88ZM10 90H8L7 92H11ZM28 90H29V92H28ZM34 90H36L35 88H34ZM45 90H47V88L45 89ZM64 90L62 91V92H64ZM77 90V89H76ZM92 90V89H91ZM140 90V91H141ZM145 89H143V91H144ZM148 90H150L149 89V87H148ZM151 90H152V88H151ZM164 90V91H165ZM168 90V89H167ZM181 90V89H180ZM37 91H38V89H37ZM47 91H50V90H47ZM56 91V95H57V92H59V91H57V90H55ZM78 91V90H77ZM126 91V90H125ZM129 90H127V92H128ZM153 91H155L154 90V88H153ZM177 91V90H176ZM179 91V90H178ZM3 93H4V91H2ZM19 92V91H18ZM33 92L34 91H32L31 93H29V94H31V95H33ZM41 92V91H40ZM67 92H68V97L67 98H69V96H71V95H69V94H75V89H74V92H72V93H70V91H68L67 90ZM80 92V91H79ZM146 92V91H145ZM148 92V91H147ZM169 92H170V90H169ZM17 93V92H16ZM42 93V92H41ZM51 93V92H50ZM124 93V92H123ZM144 93V92H143ZM151 93H152V91H151ZM166 93V92H165ZM6 94V93H5ZM4 94V95H5ZM18 94V93H17ZM24 94H26V91H25V93ZM37 94V92H35V94L34 95H36ZM60 95H62V96H65V94L64 93H59ZM58 94V95H59ZM169 94V93H168ZM27 95V94H26ZM30 95V97H33V98H35V96H31ZM39 95V98L41 97L42 98V96H44V95H42V96H40L41 94L39 93L38 94ZM38 95H36V97L38 96ZM52 95H55V93L54 94H52ZM56 95L54 96L55 98H56ZM125 95V94H124ZM129 95V94H128ZM127 95V96H128ZM131 95V94H130ZM132 95H133V91H132ZM135 95V94H134ZM147 95H149V94H147ZM162 95V94H161ZM18 96V95H17ZM126 96V95H125ZM141 96V95H140ZM159 96H160V94H159ZM163 96H165V94L163 95ZM0 97H1V95H0ZM3 97V96H2ZM46 97V96H45ZM48 97V96H47ZM52 97V96H51ZM74 97V96H73ZM72 96L70 97V99L71 98H73ZM77 96H75V98H76ZM143 97V96H142ZM154 97H155V94H154ZM38 98V97H37ZM38 98V99H39ZM41 98L39 99V100H41ZM57 98H60V100H61V98L62 97H59V96H57ZM64 98H65V100H64ZM127 98V97H126ZM132 98H133V96H132ZM135 98V97H134ZM140 98V97H139ZM138 97H137V99H139ZM48 99V98H47ZM74 99V98H73ZM72 99V100H73ZM146 99V98H145ZM144 99V100H145ZM1 100H3V98L1 99L0 98V103H1ZM25 98L22 100V102H24L25 103ZM26 100H27V98H26ZM28 100H30V99H28ZM33 100H35V99H33ZM57 100V99H56ZM62 100H64L65 101V103H66V97H63V99ZM62 100H61V102H62ZM71 100V101H72ZM130 100V99H129ZM134 100V99H133ZM143 100V99H142ZM52 101V100H51ZM58 101H59V99H58ZM136 101V100H135ZM138 101V100H137ZM30 103L32 102H34L35 103V101H29ZM49 102H50V100H49ZM54 102V101H53ZM52 102V103H53ZM56 102V105H57V101H55ZM54 102V103H55ZM61 102H60V105H61ZM74 102V101H73ZM79 102V101H78ZM130 102V101H129ZM129 102H128V104H129ZM28 103V101H26V103H25V105H26V108H27V106H28V108H29V103ZM51 103V102H50ZM50 103H48V105H50ZM52 104V105H55V104ZM63 103V102H62ZM64 103V104H65ZM68 103V102H67ZM67 103H66V106H67ZM123 103H125V102H123ZM132 103V102H131ZM75 104V103H74ZM78 105H79V103H77ZM83 105H85L84 103H82ZM106 104V103H105ZM126 104H127V102H126ZM133 104V103H132ZM131 104V105H132ZM33 105V104H32ZM31 105V106H32ZM47 105V104H46ZM58 105H59V103H58ZM69 105V104H68ZM107 105H108V103H107ZM106 105V106H107ZM23 106V105H22ZM30 106V107H31ZM62 106H63V104H62ZM86 106V105H85ZM105 106V105H104ZM48 107V106H47ZM52 107V106H51ZM57 107V106H56ZM55 107V108H56ZM23 108H24V106H23ZM27 108V109H28ZM48 108H50V107H48ZM53 108V107H52ZM63 108V107H62ZM61 108V109H62ZM85 108V107H84ZM84 108H81V109H84ZM119 108H121V107H119ZM119 108H117V109H119ZM57 109V108H56ZM55 109V110H56ZM64 109V108H63ZM24 110H25V108H24ZM50 111H51V108L49 109ZM48 110V111H49ZM54 108H53V113L52 114H54ZM83 111V110H82ZM82 111H79V113L80 112H82ZM119 111V110H118ZM121 112V111H120ZM83 113V112H82ZM41 115H43L42 114V112H41ZM44 116H45V114H44ZM49 117L51 118V116H48V119H49ZM107 117V116H106ZM103 118L104 120L105 119H107V118ZM77 118V117H76ZM51 120V119H50ZM49 121V120H48ZM50 122V121H49ZM256 123H258V124H261L262 125V123H264V118H260ZM4 124V123H3ZM260 125V126H261ZM256 126H258V125H256ZM255 126V127H256ZM2 128L5 130V128H4V125H2V122H1V118H0V134L3 132L2 131ZM3 133H5V132H3ZM10 133V132H9ZM6 134V133H5ZM11 135H12V133H11ZM11 135H9V136H11ZM1 136H2V134H1ZM0 136V137H1ZM6 136V135H5ZM4 136V137H5ZM12 137V136H11ZM3 137H1V139H2ZM0 139V140H1ZM234 139V138H233ZM3 140H4V138H3ZM6 140V139H5ZM224 141V140H223ZM234 140H232V142H233ZM3 142V141H2ZM220 142H221V140H220ZM64 143V142H63ZM219 143V142H218ZM217 143V144H218ZM233 143H235L234 144V146H233ZM232 143V147H230L229 145H230V142L228 143H226L225 144V142H224V145H222L223 143L221 142V144L220 145H222L221 147H222V149H221V151L220 150H218V147L217 148H215V150H217L218 152H213V148H212V150H210V147L207 149L208 151H207V155H205V157H203V155H202V157L200 156V158H202V159H200V161L198 162L197 160L195 161V162H197V164H200L199 166L197 165V166H195V165H193L192 164V166L191 165H189L190 166V168L188 167V170H187V174H186V178L188 179L187 181H186V183L188 182V185L187 186H189V190H190V198H189V200H190V202H189V204L191 205V206H189V210H188V212L187 213H189V215H190V219H191V221H190V229H192V231H194V234H196V230H199L200 232H199V234L198 235H193V234H191L190 235V239H191V237H192V239L189 241V242H187V243H185V245L183 246V250H185V253L184 254H187V256L189 257V258H192L195 262H197L198 264H211L212 263V257H213V255L214 254H216V253H218L220 250H222V248H221V246H222V243H223V239H224V242H225V239L226 238H231V236H229L230 234L228 233L227 235H226V230H225V232H222V230H221V226H220V224L222 225V222L221 223H217V222H215V223H211V221L209 222V223H204V224H201V225H197L196 224V222L194 221V219H195V214H197L198 215V213L200 212V211H203L205 208H206V206L208 205V206H210V204H212L213 202H214V200H215V202L213 203L214 205L216 204V205H218V206H220V208L221 207H223V206H221V204H223V203H221V200H223L224 202H225V204L228 202V205L227 206H234L233 208H236L237 209V206H240V207H243V205L241 206V205H239L242 201H243V199H245L246 197V194H248L249 192L251 193L252 191V189H254V188H256V189H260L261 190V193L263 194L264 193V169H261V170H259V172L257 173V172H252V174H251V171H253V169H255L254 168V166L256 165V163H258L257 161H259V159L261 158L260 156H259V154L257 155V156H259V159H258V157H256L258 160H256V158H254V155H256V152H258V151H256L257 150V148H258V146L256 147V145L254 144L255 143V141H248L247 140V138H245L244 137V133H241L239 136H236V138H235V142H233ZM3 144V143H2ZM1 143H0V145H2ZM61 144V143H60ZM214 144V143H213ZM227 144H229L228 146H225V145H227ZM219 145V144H218ZM216 146V144L214 145V147ZM57 147H59V146H57ZM60 148V147H59ZM205 148H207V146L205 147ZM204 148V149H205ZM252 149V150H251ZM24 150H27V148H25ZM54 150V149H53ZM212 152V153H210V151ZM58 151V150H57ZM61 151H62V149H61ZM69 151V150H68ZM206 151V150H205ZM27 152H28V150H27ZM54 152H55V150H54ZM60 152V151H59ZM209 152V153H208ZM204 153V152H203ZM59 154V153H58ZM57 154V155H58ZM205 154V153H204ZM61 157V156H60ZM195 157V156H194ZM234 157V159H235V162H233L234 160L232 159ZM1 159V162H0V164H1V166H0V183H4V182H6V181H8V184L7 185H9L10 187L12 186V185H10L9 183H10V176L12 175V174H14L15 172H14V170H15V168H14V170H13V165H12V163L7 159V158H0ZM229 159H231V163H234V165L232 164V167L230 168L229 167V165H230V163H229ZM256 161H255V160ZM193 160V159H192ZM262 160H263V158H262ZM254 161H255V163H254ZM63 162V161H62ZM189 163H191L190 161H188ZM201 162V163H200ZM60 163H61V161H60ZM63 163H65V162H63ZM192 163H193V161H192ZM217 163H218V165H217ZM228 163V164H227ZM260 163H262V162H260ZM260 163H258V164H260ZM264 163V162H263ZM62 164V163H61ZM228 166H227V165ZM63 165V164H62ZM65 165H67V162H66V164ZM64 165V166H65ZM214 165H216V166H214ZM64 166H62V167H64ZM226 166V167H225ZM262 165H260L259 167L260 168H262L261 167ZM66 167V166H65ZM229 167V168H228ZM244 167L245 168H247V169H244ZM256 167V166H255ZM258 167V168H259ZM264 167V166H263ZM227 168V169H226ZM257 168V167H256ZM258 168L257 169H255V171L256 170H258ZM21 173V174H20ZM20 173H18V174H20V176L22 175V174H24V171H23V168L21 169V172ZM223 173H225V174H223ZM250 174V176L249 175H247L248 177H250V178H247L246 177V175H244V176H242L241 174ZM237 174H238V176L239 177H237ZM15 175H16V173H15ZM19 176V175H18ZM241 176L243 177L242 178V180L243 181H247V184H246V187H245V185H244V192H245V190L246 191H248L247 193L245 192H243V191H236V190H234L235 188H231L230 189V186L231 187H237L236 185L237 184H239L238 182L239 181H242L240 178H241ZM246 177V178H245ZM10 180H9V179ZM15 178H16V176H15ZM240 179L239 181L237 180V179ZM250 179V181H249V183H248V180ZM242 181V182H243ZM77 182H75V184H76ZM83 183V182H82ZM86 183V182H85ZM244 183H246V182H244ZM11 184H13L12 182H11ZM210 184H214L213 185V188H214V186L216 185V189H213L212 191L214 192L215 190V192H214V194H213V192H211V189H209V186H210ZM87 186H90V185H88V184H86ZM217 185L219 186V185H221V191L223 190V192H221L219 189V187H217ZM248 185V186H247ZM9 186H7V187H9ZM222 186H225V187H222ZM228 186H229V190H228V192H226L227 191V188H228ZM10 187H9V189H10ZM75 187V186H74ZM249 189H248V188ZM84 188H86V186H84L83 185V187H82V190L84 189ZM218 188V189H217ZM223 188H225V189H223ZM247 188V189H246ZM8 189V188H7ZM232 189H233V193H232ZM188 190V191H189ZM208 190H210V192H209V195H212L211 197L208 195V193H206V191H208ZM230 190H231V192H230ZM255 190V189H254ZM79 192H80V190H79ZM83 192H85V190L83 191ZM243 194H242V193ZM209 196V199H206L205 198V195L206 194ZM212 193V194H211ZM227 193V195H224V194H226ZM230 193H232L233 194V196L235 195V197L232 199V200H230L229 198L227 199V197L226 196H231L232 194H230ZM236 193H238V194H236ZM240 193V194H239ZM252 193H257V195L259 194V190L257 191V192H252ZM252 193H251V195H252ZM82 193H78L77 195H81ZM188 194V193H187ZM229 194V195H228ZM261 194V196H263ZM85 196H86V194H84ZM248 195H250V194H248ZM250 195V196H251ZM85 196H83V197H85ZM208 196H207V198H208ZM258 196H260V194L258 195ZM81 197H82V195H81ZM82 197V198H83ZM214 197V198H213ZM224 197V198H223ZM232 197V196H231ZM261 198V197H260ZM263 198H264V196L262 197V200H263ZM1 199V198H0ZM214 199V200H213ZM226 199L227 200H230V201H226ZM86 200H88V199H86ZM89 200H91V199H89ZM88 200V201H89ZM213 200V202H211ZM216 200L217 201H219L218 203H220V205L219 204H217V202H216ZM258 200V199H257ZM259 200H261V199H259ZM92 201V200H91ZM91 201H89L90 202V204H91ZM222 201V202H223ZM244 201H246V199L244 200ZM211 202V203H210ZM260 202V201H259ZM264 202V201H263ZM83 203H86V202H83ZM210 203V204H209ZM262 203V201L260 202V204ZM80 204V203H79ZM82 204V203H81ZM80 204V205H81ZM86 204H88V203H86ZM85 204V207L87 206ZM243 204V203H242ZM257 204V203H256ZM263 204L264 203H262V206H263ZM79 205V206H80ZM84 205V204H83ZM89 205V204H88ZM226 206V207H227ZM259 206V205H258ZM262 206H260V207H262ZM81 207V206H80ZM79 207V209L81 210L82 209V211L84 210L83 209V206H82V208H80ZM84 207V208H85ZM205 207V208H204ZM214 207V206H213ZM215 207H217V206H215ZM214 207V208H215ZM232 207H230V209L231 210H233L232 209ZM239 207V208H240ZM88 208V207H87ZM263 208V207H262ZM78 209V210H79ZM90 208H88V210H89ZM200 209H202V210H200ZM228 209H229V207H228ZM260 209V208H259ZM80 210H79V212L78 213H80L79 215H82V217H84V216H86L85 215V213L83 212V214H82V211L80 212ZM197 210H200L199 212L197 211ZM222 211H220L219 210V215L216 217V219H225V218H227V213L229 212V211H231V210H229V211H226L227 210V208L226 209H224V208H222L221 209ZM253 210V209H252ZM256 210H258V208L256 209ZM255 210V212L254 213H256L257 211ZM215 211H217V209L215 210ZM235 210H233V212H234ZM261 211H262V209H261ZM261 211H258V213H261ZM72 212H74V210L72 211ZM75 212H76V210H75ZM197 212V213H196ZM221 212V213H220ZM227 212V213H226ZM232 212V211H231ZM230 212V213H231ZM249 212V211H248ZM253 212V211H252ZM251 212V210H250V213H252ZM78 213H77V215H78ZM246 213H247V211H246ZM254 213H252V214H254ZM262 213L264 214V211H262ZM261 213V214H262ZM89 214V213H88ZM233 214V213H232ZM231 214V215H232ZM252 214H249L250 216L252 215ZM76 215V216H77ZM217 215V214H216ZM230 215V214H229ZM230 215V216H231ZM260 214H258V216H259ZM246 218L248 217H250V216H247V215H244ZM253 216V215H252ZM252 216H251V218H252ZM254 216H255V214H254ZM256 217V216H255ZM264 216H262V218H263ZM247 218V219H248ZM251 218H249V219H251ZM215 219V218H214ZM253 219H257V217L256 218H253ZM252 219V220H253ZM260 219H261V217H260ZM185 221V220H184ZM188 222H187V224L189 223V220H187ZM181 223H183V222H181ZM186 223V222H185ZM184 223V226L186 227V224ZM223 226V225H222ZM222 229H225L224 228V226L222 227ZM224 231V230H223ZM228 232V231H227ZM227 236V237H226ZM194 237V238H193ZM226 237V238H225ZM223 238V239H222ZM228 238V240H230ZM199 239V240H198ZM234 239H235V237H234ZM261 240H262V238H260ZM260 239H259V242H260ZM232 240V239H231ZM237 240V239H236ZM239 240V239H238ZM233 242H237V241H233ZM259 242H258V244H259ZM263 242H264V240H263ZM253 244H255V243H253ZM261 242H260V247H261ZM264 244V243H263ZM262 244V245H263ZM255 246H257V247H254V248H252V249H254L255 251H257L259 248H258V246L259 245H255ZM223 247V246H222ZM114 248H116V247H114ZM256 248H258V249H256ZM263 249H264V246L262 247ZM252 249L250 250V251H252ZM116 250V249H115ZM253 250V253H255V251ZM259 250H262L261 248L259 249ZM105 252H103L102 253V261H101V258H100V261L103 263V261H104V263H105V261L107 262H109L110 260H112V252H113V248H109L108 247V249L106 248V250H104ZM139 251V250H138ZM261 252V251H260ZM264 252V251H263ZM139 252H137L136 253V255L138 254ZM141 253H143V252H140V254H138V255H140L141 256ZM259 253V251L257 252V254ZM256 254V255H257ZM264 254V253H263ZM142 255H144V257L142 258L143 259V264H150V263H147V260H148V258H149V256L148 255H146V254H142ZM146 255V256H145ZM250 255V254H249ZM254 256V257H253ZM261 256H263V255H261ZM137 257V256H136ZM135 257V259H137ZM252 257L253 258H255L256 256L253 254L252 255ZM258 258H260V256L258 255ZM257 258H255V260H256ZM252 260V259H251ZM258 260V259H257ZM256 260V261H257ZM262 260V259H261ZM260 260V261H261ZM259 261V262H260ZM140 262V261H139ZM141 263V262H140ZM165 263H167V264H169V262H165ZM164 264V263H163ZM171 264V263H170ZM182 264H187V263H182ZM254 264H257V263H254ZM264 264V263H263Z\"/></svg>", "mask_w": 264, "mask_h": 264}, {"label": "built area", "instance_id": "2783aa9c", "mask_svg": "<svg viewBox=\"0 0 264 264\" xmlns=\"http://www.w3.org/2000/svg\"><path fill=\"white\" fill-rule=\"evenodd\" d=\"M105 264H141L128 249H119L113 261Z\"/></svg>", "mask_w": 264, "mask_h": 264}, {"label": "crops", "instance_id": "0c3cea01", "mask_svg": "<svg viewBox=\"0 0 264 264\" xmlns=\"http://www.w3.org/2000/svg\"><path fill=\"white\" fill-rule=\"evenodd\" d=\"M2 224V221H0V225Z\"/></svg>", "mask_w": 264, "mask_h": 264}]
</instances>
